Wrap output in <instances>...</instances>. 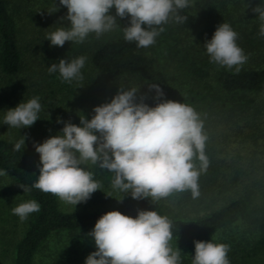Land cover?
<instances>
[{"label":"clouds","instance_id":"9594fccd","mask_svg":"<svg viewBox=\"0 0 264 264\" xmlns=\"http://www.w3.org/2000/svg\"><path fill=\"white\" fill-rule=\"evenodd\" d=\"M67 8L64 19L70 27H58L46 40L51 46L63 47L65 42L82 43L90 33L97 36L110 31L116 24V16L130 17V25L124 27V39L146 48L154 44L155 37L178 9L189 6V0H59ZM115 8L116 16L110 15ZM258 19L264 21V6L252 8ZM180 22L187 17L177 15ZM147 26V27H145ZM264 36V25L260 33ZM238 33L228 23L217 26L210 41L204 47L211 62L235 67L237 73L248 56L236 43ZM86 57L69 62L60 59L48 68L49 73L59 72L63 81L80 78ZM157 97L164 95L158 84L150 86ZM138 89H120L110 103L96 106L95 115L81 119V126L64 123L62 135H54L43 143H34L40 165L37 182L33 185L44 193L57 196L61 201L74 204L86 202L99 189L92 173L81 167L91 162L100 169L114 173L113 186L127 192L133 199L151 196L153 200L167 198L173 192L191 190L193 198L199 196V171L193 164L198 156L201 171L206 170V136L195 110L180 102L164 100L150 107L136 102ZM38 97L21 102L8 109L4 124L15 128L32 126L41 111ZM97 133L99 135H97ZM26 137L15 144L20 151ZM78 153V156H77ZM0 170V175H6ZM23 192L30 189L20 186ZM40 211L36 201L19 204L12 213L23 222L29 214ZM89 236L94 238L96 250L91 252L85 264H178L180 253L169 246L172 238L171 224L167 217L156 211L139 210L135 218L120 211H109L95 223ZM195 255L192 264H230L226 244L211 241H194Z\"/></svg>","mask_w":264,"mask_h":264},{"label":"trees","instance_id":"16d2710c","mask_svg":"<svg viewBox=\"0 0 264 264\" xmlns=\"http://www.w3.org/2000/svg\"><path fill=\"white\" fill-rule=\"evenodd\" d=\"M10 1L0 0V72L12 77L20 72L23 65L17 20L20 6L11 9ZM216 1L219 4L221 2L204 0L200 6L205 22L215 24L218 20L228 23L238 33L237 43L240 47L248 48L247 53H252V63L240 66L239 73L235 67H214L211 60L200 52L190 59L187 57L190 48H186L182 33L199 25L202 19L198 16L200 13L190 11L187 7L173 13L166 24L154 26L157 31L160 27L164 31L159 32L151 46L137 47L136 42L126 41L123 34L103 39L91 55L92 65L100 73L135 77L152 96L153 103L172 100L195 110L202 123V133L206 136L204 152L208 160L206 170L201 171L198 156L193 159L195 169L200 173L199 196L193 198L191 190L173 192L178 205V209L174 210L153 200L151 196L133 199L129 189L122 200L110 209L65 212L60 210L57 196L33 187L38 180L39 170L31 165L23 145L20 151L14 150L19 140L0 137V170H5L19 190L40 205V211L29 214L26 227L14 245L13 264H34L38 250L50 235L93 229L103 214L113 210L133 218L139 210L156 211L160 216L167 217L171 224V241L187 254L185 262L189 264H192L195 255L194 241L214 243V238L221 233L224 238H228L232 233L228 229L239 223L253 229L257 239L254 249L246 251L240 259H236L240 249L237 248L236 240L232 239L235 249L233 251L232 248L228 253L230 264H245L253 250L264 247V166L249 165L246 168L240 152L228 157L223 149L228 138L224 130L248 136L243 131V124L254 129L255 122L264 121V62L260 61L264 36L259 34L264 21L261 22L254 12L228 11L222 6L217 11L211 10L212 6H216ZM49 7L50 14L61 13L62 5L59 2ZM206 7L209 10H205ZM177 15L187 19L178 22L175 19ZM241 17L251 20L238 22ZM164 58L180 66L185 65L186 71L191 74L193 83L183 93V88L171 80ZM154 84L162 89V97H157L155 89H150ZM81 119L84 117H76L72 123L81 126ZM257 131L258 128L251 131L252 139L264 135ZM249 156L251 164L255 159L261 161L255 151ZM20 186H26L30 191L23 192ZM190 210L194 214H190Z\"/></svg>","mask_w":264,"mask_h":264},{"label":"rangeland","instance_id":"374dc122","mask_svg":"<svg viewBox=\"0 0 264 264\" xmlns=\"http://www.w3.org/2000/svg\"><path fill=\"white\" fill-rule=\"evenodd\" d=\"M197 1L189 0L187 8L190 11L200 13L198 16L202 18L201 22L182 33L183 42L186 48L193 50L191 52L188 49L190 51L187 54L189 59L192 55L195 57L200 52L211 60L204 44L212 39L217 26L222 24V21L218 22L217 20L215 24L205 22V16H203V10L200 7L204 0ZM220 1V4L219 1H216V6H212L211 10L213 8L217 11L222 6L228 11L234 9L249 14V12H253L252 8L257 5L264 6V0ZM57 2L59 0L10 1L11 9H14L17 5L20 6L17 20L20 29L19 46L22 50L23 67L17 75L12 77L0 72V137L20 141L25 136V145L23 146L35 170H39L41 165L39 154L33 146L34 143H43L51 136L62 135L63 122L72 123L73 119L79 116L90 120L95 115L93 109L96 106L110 103L120 89H138L136 93L137 103L143 99V102L150 107L157 104V102L153 103L151 101L152 96L145 91L142 83L135 77L102 74L93 67L91 62V55L96 46L107 37L122 36L124 27L130 25V17L122 19L116 16V10L112 8L109 14L116 16V24L110 31L99 36L90 33L82 43L65 42L63 47L51 46V42L46 40V37L58 27H70V21L66 19L61 21V18L67 15L66 7L62 6L60 14H50L51 8L49 6L55 5ZM205 10H209L208 7ZM250 20L251 18L241 17L238 22H250ZM262 25H264V22ZM232 29L235 31V28ZM237 45L240 47L238 43ZM242 49L245 55L248 56L247 62L243 65L251 64L250 55L252 53H247L248 48L243 47ZM263 53L264 49H261V54L264 56ZM80 56L87 58L84 67L81 69L82 79L77 78L71 82H66L62 80L58 71L49 73L48 68L50 65L59 63L60 59H67L71 62ZM263 56L260 58L262 62H264ZM164 61L171 80L176 86L179 85L183 88V93L193 83L191 74L186 71L185 65L180 66L179 63L167 60V58H164ZM212 63L214 67L221 66ZM35 97L39 98L42 107L38 113V120L32 126L20 129L4 124V116L8 109L15 108L19 103H26ZM57 118H60L63 122L57 123ZM254 125L255 128L251 129L249 125L243 124V131L248 136L245 134L235 135L231 131L224 130L228 138L226 143L223 144V149L228 157L240 152L242 155L241 161L246 168L249 165L264 166V135L257 139L250 137L251 131L257 128L259 129L257 133H264V121L255 122ZM97 135L99 134L97 133ZM253 151L257 152V156L261 158V161L255 159L254 163L251 164L249 155ZM81 167L92 173L99 189L86 202H81L76 206L63 202L58 198L60 210L73 213L97 212L115 207L122 200L125 191L113 186L114 173L108 172L106 169L102 170L90 161L81 164ZM28 201H31L30 198L19 190L8 175H0V264H13L12 250H14L15 243L21 237L29 216L22 222L18 216L12 213V209ZM157 201L171 209H178L174 193ZM91 231L92 229H84L50 235L38 250L34 258V264H62L63 262V264H85L87 256L96 250L94 238L88 235ZM228 232H232L228 238H224L223 233H221V235L214 238V243L226 244L231 250L235 244L232 239H235L238 244L237 248L240 249L236 259L243 257L246 251L250 252L251 249H254L257 235L253 229H248L243 223H239L231 226ZM173 243L170 240L169 246L173 251H179L178 263L189 264V262H185L187 261V254L182 249L175 247ZM250 254L245 264H264V247L253 250ZM62 259L63 261H61Z\"/></svg>","mask_w":264,"mask_h":264}]
</instances>
